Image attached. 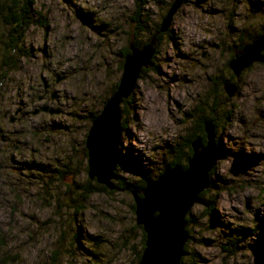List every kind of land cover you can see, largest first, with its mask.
I'll return each mask as SVG.
<instances>
[{
  "label": "rangeland",
  "instance_id": "1",
  "mask_svg": "<svg viewBox=\"0 0 264 264\" xmlns=\"http://www.w3.org/2000/svg\"><path fill=\"white\" fill-rule=\"evenodd\" d=\"M171 1L146 0L143 30L131 22L133 0L35 1L16 69L0 60V264L137 263L143 230L129 187L79 196L94 182L84 140L120 77L128 36L144 44ZM263 29L264 0H186L121 104L114 183L127 187L185 160L182 144L207 116L198 106L211 103L219 155L203 203L188 213L183 264H264V63L238 78L227 66ZM225 82L237 83L232 97ZM41 105L58 113L32 115ZM15 110L9 122L3 113Z\"/></svg>",
  "mask_w": 264,
  "mask_h": 264
},
{
  "label": "water",
  "instance_id": "2",
  "mask_svg": "<svg viewBox=\"0 0 264 264\" xmlns=\"http://www.w3.org/2000/svg\"><path fill=\"white\" fill-rule=\"evenodd\" d=\"M184 0H172L168 9L158 22L147 42L141 47L134 43L132 35L128 40V50L123 56L121 74L114 91L107 98L99 113L91 120L84 146L87 156V178L104 186L107 190L115 188V169L122 160L119 150L121 133V104L133 92L142 69L153 65L159 35L168 31L172 18ZM254 62L264 63V29L246 44L237 48L228 60L227 66L238 78L242 71ZM61 76H56L59 82ZM222 89L228 97L237 92V83L225 82ZM54 99L55 94L50 93ZM43 94L33 99L41 100ZM58 113V109L41 105L31 111ZM13 115L3 113L13 122ZM205 142L200 137L190 141L192 153L185 166L180 163L167 166L154 179H149L141 188L130 189L133 198L135 224L144 231V248L136 264H182L185 243L188 240L185 216L194 203H203L200 193L209 187L210 171L214 167L219 150L215 142V129L211 121L203 123ZM229 171L238 175L241 165L238 157L232 159ZM248 206V203H246Z\"/></svg>",
  "mask_w": 264,
  "mask_h": 264
},
{
  "label": "trees",
  "instance_id": "3",
  "mask_svg": "<svg viewBox=\"0 0 264 264\" xmlns=\"http://www.w3.org/2000/svg\"><path fill=\"white\" fill-rule=\"evenodd\" d=\"M35 1L36 0H0V25H1L0 26V33H1V35H0V60L2 63L3 69L5 66H6V70H7V68H9V70L10 69L11 70L16 69V65H17L18 60H16L14 58V55L16 54V51L18 49L20 50V53L22 51L21 43L23 42L25 31L27 30L29 25L32 23V13H33V6L35 4ZM185 1L186 0H184V2ZM133 3H134V11H133L132 15H130L131 22L133 23L134 29L143 30V24L141 23V21H143L144 24L146 23V16L144 14L146 0H133ZM139 18H141V21L139 20ZM157 26H158V24L154 26V30L157 28ZM129 32L130 31H128V35H129ZM167 32H165V33H167ZM165 33L159 35V40H160L161 36L164 35ZM254 37L255 36L250 37L249 41L252 40ZM128 38H129V36H128ZM147 40L145 42H147ZM127 43H128V40L126 42V45H124L121 48L122 57L124 56V54L129 52ZM134 43L137 47H141L143 45V44L141 45L136 39H134ZM22 55L23 54H18L19 57H21ZM144 71H147V69H142L141 73H143ZM114 89L115 88L112 89V92L114 91ZM212 103H214V102H212ZM206 106L208 107V110H206L207 116H205L206 118H203V120L201 119L199 121L200 123L198 124V126L196 128L198 133L191 135L182 144V146H184V148L187 150V156H186L185 160H179V158H175L167 166L173 165L175 163H180L182 166L186 165V163H187V161H188V159L192 153L190 141L193 138L200 137L205 142L203 123L205 121H211L212 122V120L214 122L211 103L210 102L207 103L206 98L201 104H199L198 110L203 111V109L206 108ZM94 116L95 115H93L92 118ZM122 127L124 130L125 129L124 124H122ZM214 129H215V127H214ZM215 142H216V145L218 148V142H217L216 138H215ZM214 169H215V166L210 171V177H211V174L213 173ZM116 175H117V173H116ZM145 182H146V180H144L141 184H135V183L129 184L128 183V184H126V185H128L127 187H124V185H121L120 183H116L115 188L113 190H115V189L123 190L124 188H128V187H129V189H131L132 187L141 188L142 186H144ZM99 191H103V192L105 191V192L111 193L112 190H107L104 186L96 183L95 181L93 183L86 182L81 187V190L79 192V196L85 197L86 195H89L90 193L99 192ZM129 192H130V190H129ZM205 192H206V189L200 193V197ZM206 204H208V206L204 207L205 213L207 214V212H208V215L214 214L215 206L213 208V205H212L211 201H209V200H206ZM131 208L134 209V205H132ZM212 209H213V211H212ZM188 213H190V210ZM185 221H186V224H188V222H189L188 221V214L185 216ZM144 238H145V234L143 231L142 239L144 240ZM233 243H235V240ZM142 248H144L143 245H142ZM184 249H185V253H186V243H185ZM140 254L139 253L137 254L138 259L140 257ZM181 262L183 264L182 259H181Z\"/></svg>",
  "mask_w": 264,
  "mask_h": 264
},
{
  "label": "flooded vegetation",
  "instance_id": "4",
  "mask_svg": "<svg viewBox=\"0 0 264 264\" xmlns=\"http://www.w3.org/2000/svg\"><path fill=\"white\" fill-rule=\"evenodd\" d=\"M44 91H46V93L44 94V96H43L42 100L44 99L45 95L47 94V90H46V89H44ZM44 91H43V92H44ZM33 102H34V101H33V98H31V99H30V103L32 104ZM7 113H8V112H7ZM16 114H17V113H16Z\"/></svg>",
  "mask_w": 264,
  "mask_h": 264
}]
</instances>
